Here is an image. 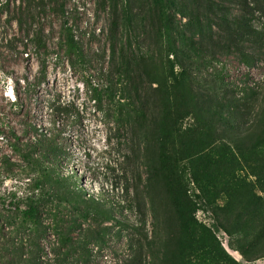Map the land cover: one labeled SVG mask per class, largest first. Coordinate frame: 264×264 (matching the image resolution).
<instances>
[{
    "label": "rangeland",
    "instance_id": "374dc122",
    "mask_svg": "<svg viewBox=\"0 0 264 264\" xmlns=\"http://www.w3.org/2000/svg\"><path fill=\"white\" fill-rule=\"evenodd\" d=\"M214 2L242 12L240 0ZM163 4L0 0V264H264L263 148L205 112L177 117L169 45L180 53L188 19ZM212 53L189 62L196 87L242 86L248 72L263 85L264 63ZM107 86L116 95L99 105L90 88ZM32 199L43 200L38 232L15 206Z\"/></svg>",
    "mask_w": 264,
    "mask_h": 264
},
{
    "label": "trees",
    "instance_id": "16d2710c",
    "mask_svg": "<svg viewBox=\"0 0 264 264\" xmlns=\"http://www.w3.org/2000/svg\"><path fill=\"white\" fill-rule=\"evenodd\" d=\"M214 1L155 0L157 8H161L164 5L163 2H167L168 7H176V11L188 19L186 30L179 34L181 46H177L181 48L180 53L176 52L174 46L172 48L169 45V53L176 55L175 61L169 60L173 75L176 65L181 66V71L175 74L174 80L167 86L170 88L171 101L178 108L177 117L182 119L197 114L198 111L205 112L221 127L225 125L231 128L233 140L237 144L255 139L264 151V80L263 85L255 86L251 84V72H248L247 80L242 86L232 84L227 89H224L223 86L212 91V89L194 85V81L190 77L192 68L189 63L205 54L215 57L212 49L222 47L236 53L239 60L248 69H253L259 62L264 63V0H240L242 12L239 15L225 13L222 6ZM258 16L261 19L260 25L256 24ZM173 18V15H169L168 28L173 29ZM67 29V47L81 55L82 48L75 39L72 29ZM32 41L40 47L41 45L46 47L45 44H41L42 40L38 37L32 38ZM147 61L148 59L145 58L135 60L137 71L140 74L138 78L146 77ZM153 83L157 82L153 81ZM90 90L99 105L104 103L106 96L114 99L116 95L111 86L106 88L91 87ZM59 107L60 112L70 111L67 105L60 104ZM52 151L56 152L57 150L55 147L50 148V155H52ZM25 158L32 161L28 154ZM34 162L45 177L51 176L48 166L35 159ZM15 206L26 227H34L37 232L39 227H43V200H26V208H21L19 203ZM105 213L109 214V211ZM58 234L62 238V246L73 247L77 251H82V256L86 255L84 251L86 247L82 243H76L75 239L70 238L69 235L64 238L65 233L61 230ZM59 262L57 264H60Z\"/></svg>",
    "mask_w": 264,
    "mask_h": 264
}]
</instances>
